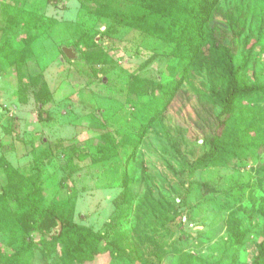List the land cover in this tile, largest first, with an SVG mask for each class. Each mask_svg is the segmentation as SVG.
I'll return each mask as SVG.
<instances>
[{"label": "rangeland", "instance_id": "1", "mask_svg": "<svg viewBox=\"0 0 264 264\" xmlns=\"http://www.w3.org/2000/svg\"><path fill=\"white\" fill-rule=\"evenodd\" d=\"M242 9L248 24L237 39L226 15ZM99 11L87 0H0V187L4 163L26 177L40 166L41 200L100 235V253L87 264H252L264 230V132H252L250 154L192 172L216 128L196 110L220 114L203 99L216 83L192 70L183 99L163 110L134 152L180 67L168 44L116 28ZM25 12L44 28H32L39 38L18 70L2 55L10 39L13 52L26 49ZM215 24L226 27L236 64L251 53L247 80L264 83V0H222ZM235 116L236 134L252 123L264 129V102L243 101ZM107 148L117 154L107 158ZM14 208L0 200L5 220ZM232 218L249 231L240 246L228 242ZM8 222L0 223V264L24 246ZM42 247L35 264H63L60 250L45 259Z\"/></svg>", "mask_w": 264, "mask_h": 264}, {"label": "trees", "instance_id": "2", "mask_svg": "<svg viewBox=\"0 0 264 264\" xmlns=\"http://www.w3.org/2000/svg\"><path fill=\"white\" fill-rule=\"evenodd\" d=\"M87 1L94 3L99 8V12L109 18L116 28L124 27L132 31L144 32L168 44L172 58L180 67L181 76L171 85L163 86L159 104L156 105L152 118L144 124L134 146V152L139 149L153 122L160 117L163 110L183 99L181 91L192 70L206 72L211 81L216 83L212 88L211 96L203 99L212 105L214 110L219 108L220 114L213 118L204 111L196 110V113H203L213 121L216 128L213 134L206 137L204 143L207 150L196 163L191 165V171L195 172L202 166L223 165L234 157L250 154L255 150L256 139L251 140V136L253 133H263L264 129L252 123L241 130L243 134H236L233 132L237 125L235 114L243 101L248 104L264 102V83L260 81L250 83L245 76L251 62V53H248L238 65L232 47L225 44L226 29L222 28L226 27L215 24L222 0ZM244 12L245 10L242 9L226 15L227 29L237 39L246 32L248 14H243ZM24 18L26 26L31 28L26 29L27 35L23 37L27 45L26 49L13 52L10 39L2 55L8 61L14 62L18 70L24 58L28 56L32 42L39 38L32 28L43 27L40 26V20L37 18L32 21L33 24L29 21V12L24 13ZM115 31L111 28L108 34ZM201 131L206 130L202 128ZM259 147L264 146L259 145ZM105 151H108L107 158L117 154L112 148H107ZM3 167L8 182L0 187V200H11L15 208L7 215L8 220H5L6 215H0V223L3 220L9 221L8 224L17 234H23L24 246L18 252L8 255L2 264H35L33 257L37 243L43 246L41 250L45 259L60 250V261L63 264L94 262L100 253L99 249L94 248V243L100 235L74 222L57 208L47 206L41 200L42 168L37 166L36 175L26 177L9 163H4ZM260 212L264 217V203ZM248 233L249 231L243 230L236 219H230L228 242L232 246H240ZM252 264H264V230L258 255Z\"/></svg>", "mask_w": 264, "mask_h": 264}, {"label": "water", "instance_id": "3", "mask_svg": "<svg viewBox=\"0 0 264 264\" xmlns=\"http://www.w3.org/2000/svg\"><path fill=\"white\" fill-rule=\"evenodd\" d=\"M63 52L65 53V55L67 56L68 59L73 60L76 58V52L73 48H67L64 47L63 48Z\"/></svg>", "mask_w": 264, "mask_h": 264}]
</instances>
